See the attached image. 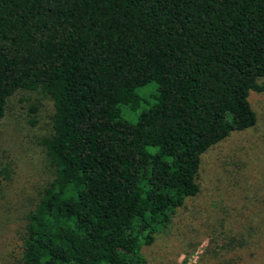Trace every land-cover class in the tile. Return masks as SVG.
<instances>
[{
	"label": "trees",
	"instance_id": "1",
	"mask_svg": "<svg viewBox=\"0 0 264 264\" xmlns=\"http://www.w3.org/2000/svg\"><path fill=\"white\" fill-rule=\"evenodd\" d=\"M263 79L264 0H0V119L19 90L52 102L31 194L0 146L6 264H146Z\"/></svg>",
	"mask_w": 264,
	"mask_h": 264
},
{
	"label": "rangeland",
	"instance_id": "2",
	"mask_svg": "<svg viewBox=\"0 0 264 264\" xmlns=\"http://www.w3.org/2000/svg\"><path fill=\"white\" fill-rule=\"evenodd\" d=\"M264 83V79L262 80ZM149 83L138 90L146 97ZM247 100L255 124L233 131L200 156L199 193L186 199L170 222L154 233L146 246V264H264V91H249ZM34 107V112L29 111ZM139 108L120 107L132 122ZM50 98L35 91H16L0 119V146L10 150L19 165L18 179L25 193L40 182L38 140L48 133ZM30 116L34 123H30ZM11 193V191H9ZM0 213V262L7 263L6 248L15 225Z\"/></svg>",
	"mask_w": 264,
	"mask_h": 264
}]
</instances>
